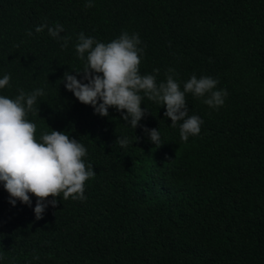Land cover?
Listing matches in <instances>:
<instances>
[{"label":"trees","instance_id":"1","mask_svg":"<svg viewBox=\"0 0 264 264\" xmlns=\"http://www.w3.org/2000/svg\"><path fill=\"white\" fill-rule=\"evenodd\" d=\"M86 3L0 0V78L11 75L0 95L42 88L39 115L26 117L37 140L65 131L96 172L86 200L61 193L40 219L34 195L31 206L12 205L0 181V264H264V0ZM44 23L64 26L66 48L47 28L35 32ZM123 31L139 34L141 75L159 69L166 82L173 68L181 90L193 74L227 90L218 108L185 94L188 115L203 120L199 135L182 141V121L172 127L166 106L147 97L133 129L115 107L101 116L65 88L64 73L84 68L80 32L108 43ZM144 127L159 129L158 148ZM118 137L133 142L121 147Z\"/></svg>","mask_w":264,"mask_h":264},{"label":"clouds","instance_id":"2","mask_svg":"<svg viewBox=\"0 0 264 264\" xmlns=\"http://www.w3.org/2000/svg\"><path fill=\"white\" fill-rule=\"evenodd\" d=\"M93 6L92 0L85 5ZM45 28L51 37L63 41L62 48L68 46L71 37L61 36L62 24L49 26L44 23L37 26L35 32L40 33ZM26 34L32 36L33 33L27 30ZM140 44L138 33L123 31L117 38L104 43L80 32L75 49L78 58L85 62L83 70H76L77 75L82 73V76L78 79L77 75L66 71L62 78L65 88L101 116H108L109 108L115 107L133 129L146 114L141 102L147 97L166 106L164 116L171 119L172 127L182 121L180 138L187 142L189 136L199 135L203 120L198 115H188L185 94L192 93L203 98V103L209 107L218 108L224 104L228 92L217 89V79L211 76L198 79L195 74L184 82L181 90L173 68L167 69L166 82L157 83L159 69H153L155 74L141 75L139 68L144 49ZM10 80V74L0 78V89L9 86ZM18 93L14 99L0 95V181L12 205L19 200L31 206L30 194L34 195V213L36 219H40L49 204L56 206L61 193L64 200H86L85 182L94 178L96 172L93 165L86 164L83 159L87 155L85 146L65 131L52 129L37 140V126L26 117L30 112L39 115L34 105L38 97L46 94L44 90L37 88L25 92L18 89ZM143 130L157 148L162 144L159 129L144 127ZM132 142L127 137L116 140L121 147Z\"/></svg>","mask_w":264,"mask_h":264}]
</instances>
